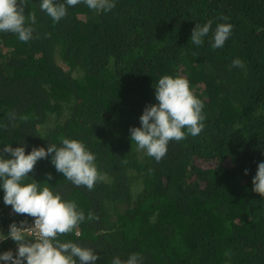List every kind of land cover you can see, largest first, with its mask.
Listing matches in <instances>:
<instances>
[{"label":"trees","instance_id":"1","mask_svg":"<svg viewBox=\"0 0 264 264\" xmlns=\"http://www.w3.org/2000/svg\"><path fill=\"white\" fill-rule=\"evenodd\" d=\"M36 197L30 264H264V0H0V234Z\"/></svg>","mask_w":264,"mask_h":264},{"label":"built area","instance_id":"2","mask_svg":"<svg viewBox=\"0 0 264 264\" xmlns=\"http://www.w3.org/2000/svg\"><path fill=\"white\" fill-rule=\"evenodd\" d=\"M22 215L10 210L13 221L9 224L10 234L0 239V264H30L36 251L34 241H43L55 233L57 217L54 207L39 199H34L30 206H24ZM20 237L28 240L17 245L15 242L4 243L7 238Z\"/></svg>","mask_w":264,"mask_h":264},{"label":"clouds","instance_id":"3","mask_svg":"<svg viewBox=\"0 0 264 264\" xmlns=\"http://www.w3.org/2000/svg\"><path fill=\"white\" fill-rule=\"evenodd\" d=\"M34 199H39V200L43 201L41 198H37V197L34 198ZM34 199H33V200H34ZM33 200H32V201H33ZM43 202H44V201H43ZM44 203H46V204H48V205L51 206V204H49V203H47V202H44ZM52 207H53V206H52ZM54 209H55V207H54ZM55 211H56V210H55ZM57 222H58V219H57ZM9 229H10V226H9ZM10 233H11V232H9V234H10ZM76 234H78V232H76ZM15 238H17V237H15ZM9 242H12V241H9ZM4 243H8V242H5V241H4Z\"/></svg>","mask_w":264,"mask_h":264},{"label":"crops","instance_id":"4","mask_svg":"<svg viewBox=\"0 0 264 264\" xmlns=\"http://www.w3.org/2000/svg\"><path fill=\"white\" fill-rule=\"evenodd\" d=\"M9 232H10V229H8V232H7L6 235L0 234V239L4 238L5 236H8L9 235Z\"/></svg>","mask_w":264,"mask_h":264}]
</instances>
